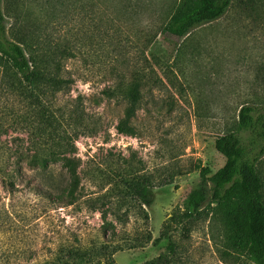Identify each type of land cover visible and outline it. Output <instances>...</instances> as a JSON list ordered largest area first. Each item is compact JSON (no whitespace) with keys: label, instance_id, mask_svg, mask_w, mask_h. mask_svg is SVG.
Returning a JSON list of instances; mask_svg holds the SVG:
<instances>
[{"label":"rangeland","instance_id":"374dc122","mask_svg":"<svg viewBox=\"0 0 264 264\" xmlns=\"http://www.w3.org/2000/svg\"><path fill=\"white\" fill-rule=\"evenodd\" d=\"M179 2L12 5L19 13L15 29L31 38L49 73L72 81L69 92L56 94L53 108L63 114L77 108L96 130L73 140L78 186L71 204L55 201V190L66 186H51L49 177L26 164L29 182L15 183L12 192L0 186V264H33L48 259L60 241L84 246L95 237L123 246L113 254L115 264H143L164 254L169 240L181 250L176 264H251L223 255L229 231L220 218L198 222L183 235L169 219L183 212L200 168L211 175L223 165L214 139L234 126L239 108L264 103V0H232L217 20L178 39L160 30ZM134 81L135 134L126 136L115 125L126 106L123 93ZM30 114L28 101L0 81L1 146H20L22 155L33 152L30 143L38 133ZM60 131L71 137L69 120ZM255 167L264 200V155ZM129 174L152 176L153 201L143 208L144 219L105 195L118 177ZM101 195L107 197L95 202L97 209L86 207V199ZM139 237L148 240L131 247Z\"/></svg>","mask_w":264,"mask_h":264},{"label":"trees","instance_id":"16d2710c","mask_svg":"<svg viewBox=\"0 0 264 264\" xmlns=\"http://www.w3.org/2000/svg\"><path fill=\"white\" fill-rule=\"evenodd\" d=\"M17 1L0 0V81L6 90L17 92L28 101L30 125L38 136L30 143L33 149L30 155L20 154V146L0 145V186L12 192L15 183L25 181L24 178L29 182L30 176L22 170V164H26L32 172L49 177L51 186H66L55 190V201L71 204L78 186V161L71 156L73 140L77 136L93 135L96 128L77 108L67 114L53 108L56 94L69 92L72 81L51 75L44 65L47 61L41 58L31 38L15 29L19 13H15L12 5ZM231 1L180 0L160 32L182 38L192 29L221 17ZM6 18L14 23L6 27ZM138 85L134 81L123 93L126 106L115 125L119 134H135L130 120L137 110ZM65 120L72 125L71 137L60 131ZM213 144L224 158L223 165L211 175L206 168H200L197 185L189 191L183 212L172 214L170 223L180 227L183 235L198 222L220 218L229 231L228 251L223 255L251 264H264V200L255 167L264 155V103L241 106L234 126L216 137ZM152 187L151 174H129L118 177L105 195L115 197L118 208L135 210L138 215L142 213L144 219L143 208L150 207L153 201ZM47 194L50 197L52 192ZM105 195L86 199V207L97 209L95 202L103 203ZM147 240L134 239L131 247L143 245ZM122 247L97 237L84 246L60 241L48 259L33 264H115L113 254ZM180 253L177 244L169 240L164 254L143 264H176Z\"/></svg>","mask_w":264,"mask_h":264}]
</instances>
